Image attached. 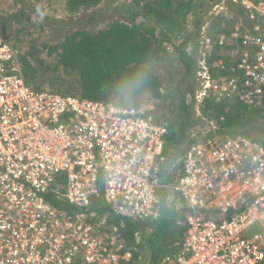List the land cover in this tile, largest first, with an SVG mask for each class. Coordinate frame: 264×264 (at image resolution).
I'll return each instance as SVG.
<instances>
[{
    "label": "built area",
    "instance_id": "built-area-1",
    "mask_svg": "<svg viewBox=\"0 0 264 264\" xmlns=\"http://www.w3.org/2000/svg\"><path fill=\"white\" fill-rule=\"evenodd\" d=\"M209 14L224 18L185 46L196 124L169 168L167 120L35 89L0 35V264H120L126 243L105 218L156 221L164 206L187 213L186 229L155 264H264V141L222 135L202 114L209 99L264 102V0H219ZM54 186L92 210L54 208Z\"/></svg>",
    "mask_w": 264,
    "mask_h": 264
},
{
    "label": "trees",
    "instance_id": "trees-1",
    "mask_svg": "<svg viewBox=\"0 0 264 264\" xmlns=\"http://www.w3.org/2000/svg\"><path fill=\"white\" fill-rule=\"evenodd\" d=\"M100 1L67 0L69 9L76 11L87 10L99 4ZM137 1L140 0H133L132 5L137 6ZM183 7L186 9L187 5L179 6V12H182L181 8L184 9ZM130 14L133 22L139 16L136 11H130ZM161 18L165 19V16ZM177 22L172 24L171 30L178 38L181 31L186 30V28L182 26L183 20L181 22L178 19ZM165 23L169 25V23ZM180 23L181 26H179ZM142 25L143 22L138 26L115 24L109 29H99L95 35L92 34V30L77 32L66 37L61 49L54 46H44L40 59L36 56L38 52L33 55L31 53V55L29 53H18L17 58L21 73L26 82L37 89L44 86V84H40L41 79L49 80L52 77L54 78L52 81L56 82L55 77L58 73L63 75L62 80L65 79V76L70 79V87H66L60 92L47 91L96 100L116 106H155L160 103L163 92L161 81L152 72L151 67L156 63L165 61L169 52H172L185 66L186 77L191 78L192 67L186 57L185 46L187 43L194 42L196 34L195 31L189 30L186 37L180 36L178 44H174L172 39L160 37L155 27L139 28H143ZM139 71L147 73L148 82L146 85L131 93L119 90V85L124 80ZM183 95L184 100L180 105V109H177L174 120L169 123L170 135L167 138V144L176 155L183 152L182 145L187 130L196 124V120L191 116L192 104L189 103L186 93H181V96ZM183 103L185 105H182ZM202 114L209 119L216 120L218 133L222 135L234 129L236 134L249 136L250 130L256 128L255 125L264 119V102L261 107L255 108L243 104L227 103L222 99H209L202 105ZM259 141H264V138ZM61 190V188L54 186L44 196V199L54 208L64 210L68 214L85 213L92 210V208L88 210L78 209L61 200L58 197ZM99 207H101L100 214H105L106 209L104 206L99 205ZM164 211H167L169 215L176 214L173 221L177 222V225L182 223L188 216L187 213L183 212L173 213L165 206L162 208L161 214ZM148 222L135 223L124 220L121 226L119 218H105L104 224L107 230L118 231L126 243L124 249L114 252L115 258L120 264H155L160 259H151L148 254L150 253V243L145 240V237L151 236L154 231ZM172 224L167 225L168 231L171 229ZM164 240L167 243L166 247L173 242L166 237H164ZM108 253L109 251L106 250L103 257L108 256Z\"/></svg>",
    "mask_w": 264,
    "mask_h": 264
},
{
    "label": "rangeland",
    "instance_id": "rangeland-1",
    "mask_svg": "<svg viewBox=\"0 0 264 264\" xmlns=\"http://www.w3.org/2000/svg\"><path fill=\"white\" fill-rule=\"evenodd\" d=\"M212 1L214 0H210V4ZM132 2L133 0H101L94 7L76 11L69 9L67 0H0V35L13 46L17 55L18 53L33 55L38 52L36 54L38 59L41 57L44 46L61 49L67 36L89 30H92V34L95 35L99 29H109L115 24L138 26L143 22V28H139L155 27L160 37L172 39L174 44H178L180 36L185 37L184 30L181 31L178 38L175 37L171 28L172 24L178 23L176 20L181 21L188 15L186 10L179 12L178 9L187 0H140L137 1V6L132 5ZM197 2L198 0L195 1V3ZM130 11H136L139 15L134 22L131 20ZM162 16L168 18L169 25L165 23V19L161 18ZM171 19L172 22H170ZM151 70L161 81L163 95L160 103L150 106V111L153 115L158 116L157 118H163L171 123L184 100V95L181 96L180 90L188 79L186 68L174 53L169 52L168 58L154 64ZM52 79L54 78L41 79L40 84H44V86L40 89L60 92L71 85L70 79L65 76V79L62 80L63 75L58 73L55 77L57 83ZM184 92L186 93L185 89ZM191 116L193 118L195 116L192 108ZM212 122L216 123V120L213 119ZM255 126L257 127L250 130L248 135L262 140L264 138V119ZM229 131V135L235 132L234 129ZM167 214L168 212L164 211L161 218L148 222L154 230L151 236L145 237V240L150 243V253L148 254L151 259L161 258L166 253V249L170 250L172 244L185 232V220L177 226V222L173 221L176 214H168V216ZM169 223H173L172 226H177L176 229L174 230L172 227L173 231L169 232L167 230ZM178 233L179 236H177ZM168 234L171 236L169 240L173 242L166 247L167 243H165L164 237L167 238Z\"/></svg>",
    "mask_w": 264,
    "mask_h": 264
},
{
    "label": "crops",
    "instance_id": "crops-1",
    "mask_svg": "<svg viewBox=\"0 0 264 264\" xmlns=\"http://www.w3.org/2000/svg\"><path fill=\"white\" fill-rule=\"evenodd\" d=\"M196 0H188L186 3L182 4L183 5H187L186 9H182L181 10H186L187 13H189L190 11H193L191 14L189 13L188 15H186V17H184L183 19H181L184 21L182 26H185L186 30H184L185 34L184 36L186 37L188 34V31L191 29L197 30L195 33L197 34L199 29L203 26V25H208L210 31L212 33H217L219 31V27H220V20L221 18H224L223 14H221L219 17H216L214 15H210L209 11L211 9V7L217 3L219 0H214L212 1V4H210V0H198L197 3H195ZM168 18H165V22L169 23V21L167 20ZM178 21V20H176ZM170 22H172V19L170 20ZM189 78L187 79V81L184 82V86L181 88L180 92L181 93H185L184 89L186 90V93L189 91V88H187V86L189 85ZM140 108H144V109H148L150 110V105H145V106H139ZM167 153L168 156L172 153H175L174 151H172L170 149V147L167 148ZM183 151V148H182ZM176 154V153H175ZM182 154V153H181ZM173 155V154H172ZM178 158L180 156V153L176 155ZM176 160V159H175ZM143 223V222H142ZM145 223V222H144ZM178 226V225H177ZM177 226H171V228L173 227L174 230L176 229ZM172 229L169 230V232H171ZM184 233V232H183ZM182 233V234H183ZM182 234L180 235V237L182 236ZM177 236H179V233L177 234ZM171 236L168 234V239ZM169 250L166 249V252H168Z\"/></svg>",
    "mask_w": 264,
    "mask_h": 264
},
{
    "label": "clouds",
    "instance_id": "clouds-1",
    "mask_svg": "<svg viewBox=\"0 0 264 264\" xmlns=\"http://www.w3.org/2000/svg\"><path fill=\"white\" fill-rule=\"evenodd\" d=\"M147 82V73L145 71H139L130 76L128 79L124 80L123 83L119 85V90L131 93L146 85Z\"/></svg>",
    "mask_w": 264,
    "mask_h": 264
},
{
    "label": "water",
    "instance_id": "water-1",
    "mask_svg": "<svg viewBox=\"0 0 264 264\" xmlns=\"http://www.w3.org/2000/svg\"><path fill=\"white\" fill-rule=\"evenodd\" d=\"M187 83H188V82H187ZM172 154H173V155H172ZM172 154H170V155L168 156V162H167L166 168H169V167L174 163V160H175L176 158H178V157L176 156L175 153H172Z\"/></svg>",
    "mask_w": 264,
    "mask_h": 264
}]
</instances>
